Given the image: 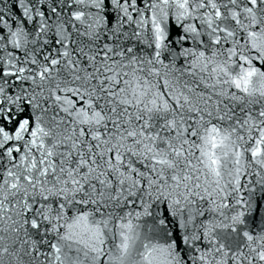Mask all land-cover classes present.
<instances>
[{
    "label": "snow or ice",
    "instance_id": "1",
    "mask_svg": "<svg viewBox=\"0 0 264 264\" xmlns=\"http://www.w3.org/2000/svg\"><path fill=\"white\" fill-rule=\"evenodd\" d=\"M0 264H264V0H0Z\"/></svg>",
    "mask_w": 264,
    "mask_h": 264
}]
</instances>
